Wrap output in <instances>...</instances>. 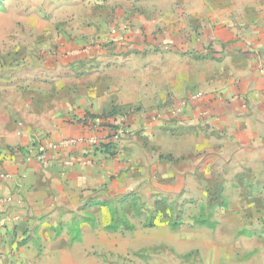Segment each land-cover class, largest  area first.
Wrapping results in <instances>:
<instances>
[{
	"label": "crops",
	"instance_id": "crops-1",
	"mask_svg": "<svg viewBox=\"0 0 264 264\" xmlns=\"http://www.w3.org/2000/svg\"><path fill=\"white\" fill-rule=\"evenodd\" d=\"M189 2L180 12L186 18L171 32L142 15L95 76L101 88L70 98L62 115L41 116L52 123L26 126L24 116H0V173L7 174L0 177V264H94L88 250L105 246L100 233L108 207L135 188L145 160L162 154L176 159L205 152L221 184L245 187L264 202V0ZM76 56L84 61L90 53ZM3 85L0 79V95ZM196 90L204 96L182 114L166 116L171 100ZM114 105L129 128L112 155L99 147L109 130L82 127L78 120ZM153 108L160 110L156 120ZM70 136L96 142L64 150L75 158L72 165L61 163L62 153L46 164L34 158L35 143ZM224 169L236 173L229 178ZM255 212L264 214V206ZM255 245L252 264H264L263 243Z\"/></svg>",
	"mask_w": 264,
	"mask_h": 264
},
{
	"label": "rangeland",
	"instance_id": "rangeland-1",
	"mask_svg": "<svg viewBox=\"0 0 264 264\" xmlns=\"http://www.w3.org/2000/svg\"><path fill=\"white\" fill-rule=\"evenodd\" d=\"M153 3L160 7L150 9ZM188 3L0 0V79L4 83L0 116H24L26 126L28 122L43 127L52 123L41 116H59L63 103L84 97L92 87L101 88V77L95 76L101 75L99 70L110 59L111 50L123 45L120 36L132 34L142 15L163 22V29L171 32L186 18L180 12L187 11ZM83 52L90 56L76 60ZM113 60L117 58L109 62ZM60 82L63 88L56 84ZM196 92L202 91L187 96ZM177 103L171 100L167 104L166 116L173 117L170 109ZM157 112L160 110L151 115ZM3 123L0 120L1 126ZM158 157L145 160L147 166L136 177L135 188L108 207L111 212L108 219L103 218L100 233L105 246L95 253L88 250L94 255V264H252L259 250L255 244L262 242L264 247V214L255 212L264 202L245 193V187L221 184L220 170L208 169L205 152L176 159ZM215 164L221 166L219 160ZM222 171L229 178L236 173ZM212 173L218 177L208 180Z\"/></svg>",
	"mask_w": 264,
	"mask_h": 264
},
{
	"label": "built area",
	"instance_id": "built-area-1",
	"mask_svg": "<svg viewBox=\"0 0 264 264\" xmlns=\"http://www.w3.org/2000/svg\"><path fill=\"white\" fill-rule=\"evenodd\" d=\"M261 72L263 73L264 68H260ZM204 96V93L202 92H196L195 94L186 96L185 98L181 99L180 101L178 100V103L174 105L172 109H170V114L171 116H176L180 112V110L185 109V107L192 102L202 98ZM160 116L158 114L152 115V119L156 118L158 119ZM126 117L123 116L122 119H125ZM115 132V141L118 142L122 138L126 137L127 134V129L125 125H122L119 123V125L113 129ZM83 142H88L89 144H95L96 138H88V137H78V136H71V137H63L58 140H47L43 142H38L35 144V146L32 148L33 150V156L34 158L43 164L50 163L51 158L53 154H59L62 153V164L65 165H72L75 161V158H73L70 154L64 152L67 148H72L75 145L81 144ZM66 153V155H64ZM91 159L88 158L85 160V163H90ZM7 174L5 173H0V177H6ZM4 198L0 197V201H3Z\"/></svg>",
	"mask_w": 264,
	"mask_h": 264
},
{
	"label": "trees",
	"instance_id": "trees-1",
	"mask_svg": "<svg viewBox=\"0 0 264 264\" xmlns=\"http://www.w3.org/2000/svg\"><path fill=\"white\" fill-rule=\"evenodd\" d=\"M123 114H119L116 108H111L109 111L96 114L91 111H86L84 116L78 120L82 127H95L99 130H109L106 132L104 141L100 142L99 147L109 154H114L117 142L115 141V129L119 123L129 128L127 118H123Z\"/></svg>",
	"mask_w": 264,
	"mask_h": 264
}]
</instances>
